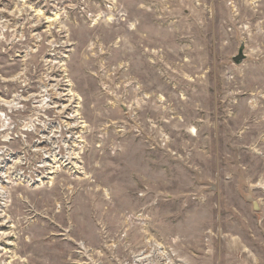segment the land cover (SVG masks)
I'll return each instance as SVG.
<instances>
[{"label":"rangeland","instance_id":"374dc122","mask_svg":"<svg viewBox=\"0 0 264 264\" xmlns=\"http://www.w3.org/2000/svg\"><path fill=\"white\" fill-rule=\"evenodd\" d=\"M0 264H264V0H0Z\"/></svg>","mask_w":264,"mask_h":264},{"label":"water","instance_id":"95a60500","mask_svg":"<svg viewBox=\"0 0 264 264\" xmlns=\"http://www.w3.org/2000/svg\"><path fill=\"white\" fill-rule=\"evenodd\" d=\"M247 59V55L245 54V48L241 47L237 56L233 58V62L236 65H241Z\"/></svg>","mask_w":264,"mask_h":264}]
</instances>
